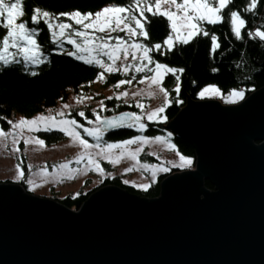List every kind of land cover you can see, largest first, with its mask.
Returning <instances> with one entry per match:
<instances>
[{
    "label": "water",
    "instance_id": "water-1",
    "mask_svg": "<svg viewBox=\"0 0 264 264\" xmlns=\"http://www.w3.org/2000/svg\"><path fill=\"white\" fill-rule=\"evenodd\" d=\"M164 125L195 168L158 197L107 184L73 211L0 183V264H264V86L236 104L188 98Z\"/></svg>",
    "mask_w": 264,
    "mask_h": 264
},
{
    "label": "snow or ice",
    "instance_id": "snow-or-ice-1",
    "mask_svg": "<svg viewBox=\"0 0 264 264\" xmlns=\"http://www.w3.org/2000/svg\"><path fill=\"white\" fill-rule=\"evenodd\" d=\"M233 3V0H131V3L127 5H118L110 3L101 7L99 10L83 11L71 10L63 12H51L43 9L40 6H33L30 14L31 25H38L42 20L47 26L50 33V38L56 44H60V38L66 40L72 45L74 50L66 51L68 56L74 57L77 60L83 61L86 64L99 65L102 72L97 73L95 79L103 81L104 72L114 73L121 71L127 73L129 68H134L136 72H143L148 70L151 75L144 74L140 77V80L147 81L150 84H154L159 88V91L164 94L163 105H167L171 101L168 98L167 90L160 84L164 75L167 73H173L176 77L175 88L179 91L180 88V76L177 73L185 71L184 68L170 67L168 64L154 61L153 57L148 53L152 49L160 50L165 48L171 51L175 45L188 44L193 41L198 35L210 37L211 51H214L219 47L218 38L215 32H210L204 27V23L216 24L224 20V10ZM261 3V0H248L244 5V11L254 12L257 5ZM162 5H165L162 7ZM179 10V11H177ZM145 12L151 13L152 16L163 14L167 18L168 27L171 31L164 37L162 41L156 43H142L139 39L132 40L129 44L122 35H108V32L112 31H124L129 37H144L148 38V31L146 30V24L150 23L149 17L145 16ZM123 13V15H121ZM134 13H139V16L143 18V23L140 18ZM23 15V0H0V28L4 29V34L0 35V64L3 66H9L13 64H22L23 70L27 71L28 66L40 65L45 61H49V56L46 52L42 51V46L38 43L37 33L40 32V28L37 26H30L28 21L18 20ZM58 17H67L79 27H74L69 20L57 19ZM227 19L230 24L231 32L237 39H241V29L245 27L247 21L240 12L232 8L227 13ZM105 33L103 36H98L96 33ZM80 37V40L74 38ZM247 36L250 38H258L261 42V46L264 47V30L257 27L247 31ZM114 41V42H112ZM175 42V44H174ZM14 50V51H13ZM137 50L139 55H137ZM52 51H65L63 47L53 48ZM131 52V60L126 58ZM121 54L125 58L117 65V60L120 59ZM163 55V51L160 52ZM101 56L106 57L107 60L101 59ZM22 58V60L20 59ZM147 61L152 63L153 68H148V63H133L135 60ZM211 71L216 72V68H212ZM31 74H35L33 71ZM88 83H92L89 81ZM131 83L130 80H117L116 87L122 84ZM195 83V81H193ZM111 87V85H110ZM137 93H131L135 96ZM149 96L153 95V92L147 93ZM116 97H122L128 95L127 91H121L115 93ZM198 97H212L223 96L228 102L240 101L245 97L244 88H231L227 94L224 95L221 92L220 87L216 84H206L200 88L196 93ZM111 97H109L110 99ZM77 97V100H80ZM90 99V97H88ZM179 102V101H177ZM127 103V101H125ZM138 107H143L141 103H138ZM64 108H68L69 105H63ZM105 104L103 102L98 104V108L102 111L105 110ZM92 113L95 115V120L91 121L90 127H85L76 118L68 117L63 111H58L55 116L49 112L38 113L31 118L24 116L14 122L9 120L8 123L12 127L7 131L0 128V137H4L5 140L11 139L13 143V150L18 151L15 145L18 138L21 136L19 131H16L15 135H12L14 130L27 128L29 132L34 131L38 127H42L45 130L50 128H58L64 132L65 135L71 137L70 144H78L80 151L74 156V159L81 161L83 158H87V167L93 168L103 175H111L105 173L104 169L100 166V163L96 156L103 157L105 160H110L115 163L119 161V157L127 154L133 160L136 159L137 153L140 152V148L127 149L125 146L134 142H140L141 144L147 143L150 140L164 141L169 148H175L176 146L162 136H131L128 139L116 140V141H104L101 142V137L104 136V132L107 129H115L123 125L128 127H135L139 130H143L146 124L141 122L140 117L147 115L148 120H164L163 115L157 116V113L163 111V106L153 108L147 113H137L129 111H121L115 115L103 116L93 108ZM79 116L85 117V112L81 110L78 113ZM87 119V117H85ZM83 128L84 132L88 136L92 137L96 143L91 144L82 134L77 130ZM172 133H168V137H171ZM34 143L43 147L45 141L36 136L25 135L23 136L24 145ZM119 147L121 151L118 154H112L111 150ZM99 149V151H94ZM176 155L179 157V168L184 169L190 167L193 163V157L190 155L180 154L178 151ZM168 163H171L169 161ZM150 167L153 170L152 182H155L156 171L165 172L168 171L164 166L157 165H144ZM15 175L13 180H19L23 176L20 163L15 164ZM59 169H67L68 178H71V174L76 172V169L70 168L68 162L59 164ZM31 168V165H29ZM130 169L125 168L124 171ZM40 172H47L46 168L39 169ZM55 171V169H54ZM29 189L31 190L35 185L32 180L27 181ZM129 183V181H125ZM138 188H147V184H137Z\"/></svg>",
    "mask_w": 264,
    "mask_h": 264
},
{
    "label": "trees",
    "instance_id": "trees-1",
    "mask_svg": "<svg viewBox=\"0 0 264 264\" xmlns=\"http://www.w3.org/2000/svg\"><path fill=\"white\" fill-rule=\"evenodd\" d=\"M131 0H23V19L29 22L30 26L40 28L37 40L42 46V51L49 56V61L40 65L28 66L23 70L22 64L3 66L0 64V128L7 129L8 119L15 115L31 117L37 113L54 107L58 102H63L71 91L76 92L80 87L95 79L99 68L94 64H86L74 57L68 56L62 51H52L56 48L50 39L46 25L40 21L38 25H31L30 14L33 6H40L51 12H63L71 10L95 12L101 7L110 3L127 5ZM248 0H233L225 10V19L216 24L204 23V27L215 32L218 38L219 47L211 51L210 37L198 35L188 44H178L171 51L166 48L153 52V58L170 67L184 68L185 71L177 73L180 76L179 91L175 88L176 77L172 73L165 75L162 85L168 92L171 101L165 106L163 115L165 121L172 119L179 111L185 101L196 99V93L206 84H216L223 94L231 88H244L245 97L252 91L264 86V47L258 38H250L247 31L260 27L264 30V0L257 5L254 12L244 11V5ZM237 9L247 23L241 29V39H237L231 32L227 13L230 9ZM150 23L146 24L149 35L144 39L145 43H156L162 41L169 33L166 17L163 15L152 16L146 12ZM4 34L0 29V35ZM175 44V43H174ZM163 51V55L160 52ZM216 68L217 71H211ZM35 74H31L32 72ZM119 79L118 73L109 74L107 84ZM195 81V83H193ZM179 101V102H177ZM111 103V100L107 103ZM126 108L119 106L118 110ZM78 117V115H75ZM147 134H158L163 132V123H148L144 128ZM135 133L132 128H120L104 134V140L116 141L125 139ZM40 138L46 143L55 142L63 138L60 131L44 130L38 132ZM171 142L183 155L194 157V149L186 141L172 136ZM158 177L148 188L136 189L124 185L118 177L105 179L102 185L112 184L123 187L130 192L145 196L155 197L159 194ZM26 190L24 183H19ZM206 187L212 189L208 182ZM96 189V188H95ZM93 189V190H95ZM89 193H79L76 196L67 195L58 200L66 207L78 209L87 199Z\"/></svg>",
    "mask_w": 264,
    "mask_h": 264
},
{
    "label": "rangeland",
    "instance_id": "rangeland-1",
    "mask_svg": "<svg viewBox=\"0 0 264 264\" xmlns=\"http://www.w3.org/2000/svg\"><path fill=\"white\" fill-rule=\"evenodd\" d=\"M163 6L165 5H162V7ZM134 14L137 15V18H140L143 23V18L139 16V13H134ZM121 15H123V13H121ZM160 15H163V14H160ZM57 19L69 20V23H72L74 27H79L78 25H75L74 22L70 20V18L58 17ZM18 20H24V19L21 16L18 18ZM105 31L108 35H112V36H116V35L125 36V39L127 40L129 44H131L132 40L134 39H139L142 43H145L144 37H129L125 34L124 31H119V32L117 31L108 32L107 30ZM170 31L171 29L169 28V32ZM96 34L98 36L105 35V33H101V32H97ZM74 38L77 39L78 41L80 40V37H76L75 35H74ZM53 44L56 48H59L62 46L63 49L65 50L62 52H65V53L66 51L74 50L72 48V45L69 44L66 40H63V38H60L59 45L56 44L55 42H53ZM165 48H162L161 50ZM157 51L159 50L152 49L148 54L153 57L152 53L157 52ZM137 55H139L138 50H137ZM20 59L22 60V58ZM101 59H104L105 61L107 60V58L103 56H101ZM126 59L127 60L132 59L131 52L129 53V56ZM122 60H125V58L121 54L120 59L117 60V65ZM153 60L156 61L154 58ZM133 63L134 64L135 63H141V64L148 63L149 69L153 68L154 66L152 63H149L147 61H141L138 59L133 61ZM95 66L99 68V73L103 71V69H101L99 65H95ZM114 73L119 74L118 80H125V81L130 80L131 83L130 84L125 83V84L120 85L119 87H116L115 86L116 81H117L116 80L113 83L107 84L106 82L107 77L109 74H112V73L104 72L103 81L99 79H93L92 83H87L83 85L76 92L71 91L65 101L58 102L54 107L48 108L45 111H42L40 113H44L45 115H47L49 114V112H51V114L55 116V114L58 111H63L68 117L76 118L85 127H90L92 126L91 121L95 120V115L91 111L93 108H95L96 111L103 116H109V115L118 113V111H120L118 110L119 106L126 107L121 110L127 109V110H130L131 112H137V113H142V112L147 113L151 109L161 107V106H163V110L165 109L166 105H163L164 94L159 91V88L156 85L150 84L147 81L142 82L140 80V77L144 74L151 75L150 71L144 70L143 72H136L134 68H129V71L127 73H124L121 71H117ZM163 79L160 81L161 85H162ZM125 90L127 91L128 95L122 96L119 98L116 97L115 93L125 91ZM149 91L153 92L152 96H149L147 94ZM133 92H136L137 94L135 96H132L131 93ZM226 94L227 93H225L224 95ZM77 97H80L81 99L77 100ZM88 97H90V99H88ZM109 97L111 98L109 99ZM199 99H216L221 104H235L236 102H238V101L234 103L228 102L226 99L223 98V96H212V97H203V98L198 97L195 100H199ZM108 100L109 101L111 100L112 104H110V102L107 103ZM125 101H127V103H125ZM101 102H103L106 106L105 110L102 112L98 108V104ZM138 103H141L143 107H138L137 106ZM185 103L182 106H184ZM65 104L69 105V107L64 108L63 105ZM81 110L85 112V117H87V119L85 117H81L78 115V113ZM75 115H78V117H76ZM159 115H163V111L160 113H157V116ZM19 117L21 116L15 115L12 118H9L8 121L11 120L14 122L15 120L19 119ZM31 117H27V118H31ZM140 119H141V122L145 123L146 125H148V123L161 122L163 123L164 131L158 134L156 133L147 134L144 129L141 131L135 127H130L135 130V133L131 136L143 135V136L153 137V136L159 135V136L165 137L167 140H170V141H171L172 136L177 137L170 129H168L164 125L168 120L165 123H164L165 119L164 120H158V119L148 120L146 114L142 115ZM10 127H12V125L9 124L8 128ZM7 129H4V130L7 131ZM44 130L45 129L42 127H38L32 132H29L27 128L14 130L12 135H15L16 131H19L21 133V136L18 138V141L15 145V148H17L18 151L13 150L14 146H13L11 139L5 140L4 137H0V183H5V182L17 183V184L24 183L26 185V190H24L25 193L33 194L35 196H40L43 198H49V199L59 202L58 200L63 199L67 195L76 196L79 193H89L90 195L91 192H94L99 187L104 186L102 184L105 179H111L114 177H118L124 185L132 186L136 189H145V188H138L136 187V185L137 184H147L148 186H150L151 183H154L152 182L153 170L150 167H145L144 165L146 164L147 165H157V166L162 165L168 169V171H165V172H160L157 170L156 179L158 177L163 178L165 175H169L176 171H182L185 169L195 168L194 167L195 153H194L192 165L190 167L181 169L178 166L179 157L176 155V152L178 151L176 147L174 149L169 148L164 141L150 140L147 143H143V144H141L140 142H134L132 144L125 146L127 149H130V150L136 149V148L141 149L140 152L137 153L135 160H133L130 156L125 154L119 157L118 162L113 163L110 160L103 159V157L96 156L95 159L99 161L100 166L104 169L105 173L111 174V175L106 174V175L101 176V174L97 171H94L93 168L87 167V158H83L81 161H77L74 159V156L80 151V146L75 143L70 144L69 140L71 139V137L65 135L64 132L60 131L58 128H50L48 130L60 131L63 135L62 139L57 140L55 142H51V143L45 142L43 147H40L39 145L31 143V142L28 145H24L23 136L31 135V136H36L40 138V136L38 135V132H41ZM77 130L82 134L83 138L89 141V143L91 144L96 143V141L92 137L88 136L87 133L84 132L83 128H78ZM169 132L172 133L171 137H168ZM107 133H110V132H107ZM131 136L125 139H128ZM103 138L104 136L101 137V142L107 141V140H104ZM94 151H99V149H96ZM120 151L121 149L119 147L111 150L112 154H118ZM169 161H171V163H168ZM65 162H68L70 168L76 169V172L71 174L70 179L68 178L67 169L61 170L58 167L59 164L65 163ZM17 163H20L21 165L23 176L19 180H13L12 177L15 175V172H16V169L14 166ZM29 165H31V168H29ZM41 168H46L47 172H40L39 169ZM125 168H128L130 170L124 171ZM28 180H32L35 185L31 190L29 189V186L27 183ZM125 181H129V183H125ZM203 182H204L203 185L206 187V184H208V181H203ZM117 187H120V186H117ZM120 188L128 191L127 189L123 187H120ZM139 196L144 197L141 195ZM158 196L159 194L155 197H158ZM67 208L73 211L78 210V209H74L70 207H67Z\"/></svg>",
    "mask_w": 264,
    "mask_h": 264
},
{
    "label": "bare ground",
    "instance_id": "bare-ground-1",
    "mask_svg": "<svg viewBox=\"0 0 264 264\" xmlns=\"http://www.w3.org/2000/svg\"><path fill=\"white\" fill-rule=\"evenodd\" d=\"M243 99H244V98H243ZM243 99H242V100H243ZM238 102H239V101H238ZM238 102H236V103H238ZM219 103H220V102H219ZM236 103H235V104H236ZM220 104H221V103H220ZM194 167H195V164H194Z\"/></svg>",
    "mask_w": 264,
    "mask_h": 264
}]
</instances>
